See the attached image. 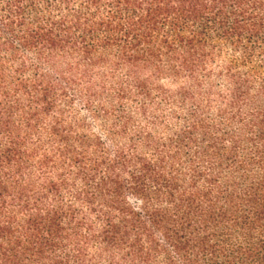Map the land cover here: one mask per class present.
I'll list each match as a JSON object with an SVG mask.
<instances>
[{
	"label": "trees",
	"instance_id": "obj_1",
	"mask_svg": "<svg viewBox=\"0 0 264 264\" xmlns=\"http://www.w3.org/2000/svg\"><path fill=\"white\" fill-rule=\"evenodd\" d=\"M0 264H264V0H0Z\"/></svg>",
	"mask_w": 264,
	"mask_h": 264
},
{
	"label": "rangeland",
	"instance_id": "obj_2",
	"mask_svg": "<svg viewBox=\"0 0 264 264\" xmlns=\"http://www.w3.org/2000/svg\"><path fill=\"white\" fill-rule=\"evenodd\" d=\"M162 86H163L164 88H166V89L172 90V86H171L170 82H168V81H165V82L162 84Z\"/></svg>",
	"mask_w": 264,
	"mask_h": 264
}]
</instances>
